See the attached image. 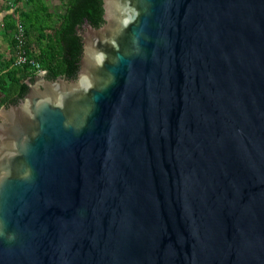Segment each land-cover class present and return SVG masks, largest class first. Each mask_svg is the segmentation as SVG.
Here are the masks:
<instances>
[{"label":"water","instance_id":"obj_1","mask_svg":"<svg viewBox=\"0 0 264 264\" xmlns=\"http://www.w3.org/2000/svg\"><path fill=\"white\" fill-rule=\"evenodd\" d=\"M102 1L1 108L0 264H264V0Z\"/></svg>","mask_w":264,"mask_h":264},{"label":"trees","instance_id":"obj_2","mask_svg":"<svg viewBox=\"0 0 264 264\" xmlns=\"http://www.w3.org/2000/svg\"><path fill=\"white\" fill-rule=\"evenodd\" d=\"M62 11L58 22L46 0H0V18L10 55L0 53V106L18 103L29 91L38 70L30 63L16 67L14 55L19 41L18 23L23 28L22 48L29 59L40 64L49 79H75L83 51L79 34L85 19L94 27L104 23L102 0H58ZM27 8H26V7Z\"/></svg>","mask_w":264,"mask_h":264},{"label":"built area","instance_id":"obj_3","mask_svg":"<svg viewBox=\"0 0 264 264\" xmlns=\"http://www.w3.org/2000/svg\"><path fill=\"white\" fill-rule=\"evenodd\" d=\"M23 28L20 23H18V35L17 39L19 41V44L17 45V50L14 55V65L16 67H22L28 63L32 65L36 70H38V73H44L45 70H42L40 68V64L36 62L35 60L29 59L28 55L26 54V51L22 48V37H23ZM2 106H0L1 111Z\"/></svg>","mask_w":264,"mask_h":264},{"label":"rangeland","instance_id":"obj_4","mask_svg":"<svg viewBox=\"0 0 264 264\" xmlns=\"http://www.w3.org/2000/svg\"><path fill=\"white\" fill-rule=\"evenodd\" d=\"M46 2L48 3L51 11L53 10V12H54L53 18L49 22V24L52 26L58 22V13H60L62 11V7H61L60 3L58 2V0H46ZM5 33L6 32L4 29L3 22L0 20V53L7 56V55H10V51H9L8 42L5 38Z\"/></svg>","mask_w":264,"mask_h":264},{"label":"flooded vegetation","instance_id":"obj_5","mask_svg":"<svg viewBox=\"0 0 264 264\" xmlns=\"http://www.w3.org/2000/svg\"><path fill=\"white\" fill-rule=\"evenodd\" d=\"M79 33H80V30H79ZM47 78H48V76H47ZM34 82H35V81H33L32 84H34ZM29 83H30V82H29Z\"/></svg>","mask_w":264,"mask_h":264},{"label":"crops","instance_id":"obj_6","mask_svg":"<svg viewBox=\"0 0 264 264\" xmlns=\"http://www.w3.org/2000/svg\"><path fill=\"white\" fill-rule=\"evenodd\" d=\"M0 20L2 21V17L0 18Z\"/></svg>","mask_w":264,"mask_h":264}]
</instances>
